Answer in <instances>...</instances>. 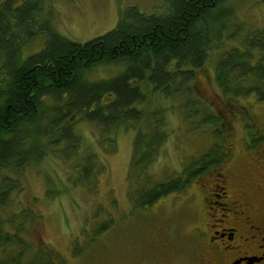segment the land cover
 I'll return each instance as SVG.
<instances>
[{
  "label": "trees",
  "instance_id": "obj_1",
  "mask_svg": "<svg viewBox=\"0 0 264 264\" xmlns=\"http://www.w3.org/2000/svg\"><path fill=\"white\" fill-rule=\"evenodd\" d=\"M226 2L168 0L166 13L123 15L116 28L83 43L62 36L45 22L44 29L42 25L39 29L47 33L44 47L29 53L26 59L22 58L25 53L22 48L27 41L35 39L41 0L3 2L0 6V264H24L22 256L29 248L25 243L28 227L24 228L23 224L25 221L30 224L31 213L25 209L9 214L19 177L29 165L39 163L49 148L60 146L61 140L69 142L66 157L77 153L76 123L92 122L105 132L122 126L139 128L138 123L146 118L141 105L148 102L152 93L160 100L185 96L182 106L173 104L185 119L195 122V117L201 114L199 124H219L220 117L201 108L204 102L194 94L192 83L198 69L210 57L213 37L221 39L222 28L216 29L218 25L214 24L222 17L214 13ZM247 42L243 48L223 52L215 68L216 82L225 94L234 98L252 95L264 101V35L259 39L251 36ZM98 64L128 67L123 74L93 83L92 87L78 81L86 70ZM63 94H68V99L62 105ZM166 110L154 107L152 113H147L154 118V128L145 131L142 127L138 133L136 168L140 164L145 168L167 137L166 133H159L164 126L167 129L162 115ZM218 126L211 133L223 144L227 127ZM143 146L145 155L140 154ZM221 149L222 145L216 144L210 152L218 154ZM99 169L96 158L92 161L89 158L79 168L82 184L92 185ZM188 170L186 167L177 178L140 190L133 197L134 208H146L164 196L187 190L191 182L185 176ZM9 225L12 229H8ZM40 264L48 263L41 259Z\"/></svg>",
  "mask_w": 264,
  "mask_h": 264
},
{
  "label": "rangeland",
  "instance_id": "obj_2",
  "mask_svg": "<svg viewBox=\"0 0 264 264\" xmlns=\"http://www.w3.org/2000/svg\"><path fill=\"white\" fill-rule=\"evenodd\" d=\"M40 4L39 21L43 29L48 22L62 36L83 43L116 28L123 15L166 13L168 0H41ZM219 14L221 23L214 25H218L216 29L222 28L221 39L213 37L210 57L198 69L192 83L194 94L204 102L201 108L220 117L219 126L199 124L201 114L195 117V122L185 119L178 107L173 108V104L182 106L185 96L160 100L152 93L148 102L141 105L146 118L138 123L139 128L122 126L105 132L92 122L76 123L74 132L79 138L76 155L66 157L69 142L61 140V145L49 148L39 163L26 168L12 193L14 203L9 214L25 209L31 213L30 224L26 221L23 224L24 228L28 227L25 243L29 247L22 256L24 264L28 261L40 264L41 259L48 264L49 259L52 264H152L162 254L157 250L161 238L163 241L174 239L180 251L191 244L192 228L198 222L191 195L193 188L164 196L142 209L134 208L133 197L157 182L177 178L209 149L221 145V140L211 133L216 126L231 123L228 145L233 151L242 148L244 132L250 136L255 128L264 130L261 128L264 127V104L252 95L234 98L225 94L215 76L216 64L225 50L241 48L251 36L259 39L264 35V0H228L214 13ZM46 36L47 33L27 41L22 58L40 51ZM127 67L98 64L86 70L78 81L92 87L93 83L123 74ZM67 99L68 94H63L61 104ZM154 107L167 109L162 114L167 129L164 126L159 130L167 137L148 165L143 168L140 164L142 167L136 168L134 160L139 152L136 139L142 127L145 131L154 128V118L147 116ZM258 116H261L260 126L256 127L254 120ZM250 122L254 123L251 125L254 129L246 128ZM147 137L151 141L148 134ZM145 150L143 146L140 154L145 155ZM93 155L100 169L92 185L87 186L82 184L84 179L79 168L89 158L92 161ZM5 173L12 176L10 172ZM10 226L8 229H12ZM103 226L107 228L102 229Z\"/></svg>",
  "mask_w": 264,
  "mask_h": 264
},
{
  "label": "flooded vegetation",
  "instance_id": "obj_3",
  "mask_svg": "<svg viewBox=\"0 0 264 264\" xmlns=\"http://www.w3.org/2000/svg\"><path fill=\"white\" fill-rule=\"evenodd\" d=\"M40 26L39 21L35 38L45 34ZM260 117L246 128L258 127ZM224 125L228 139L220 153L209 149L185 174L198 220L191 244L180 251L174 239L161 238L157 250L162 254L152 264H264V130L244 132L242 148L233 151L228 145L233 127Z\"/></svg>",
  "mask_w": 264,
  "mask_h": 264
}]
</instances>
